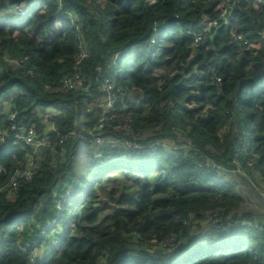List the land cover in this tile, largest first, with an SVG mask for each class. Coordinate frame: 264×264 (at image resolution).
I'll list each match as a JSON object with an SVG mask.
<instances>
[{"label": "trees", "instance_id": "16d2710c", "mask_svg": "<svg viewBox=\"0 0 264 264\" xmlns=\"http://www.w3.org/2000/svg\"><path fill=\"white\" fill-rule=\"evenodd\" d=\"M225 1L0 0V13L30 6L0 23V113L17 111L18 123L41 134V115L55 111L49 137L64 140L54 162L41 149L13 198L6 186L28 169V151L0 141V264H264V199L255 191L264 187V0L236 1L232 19L199 43L188 34L220 19ZM76 74L88 88L64 90ZM107 79L120 91L104 111L94 102ZM101 121L107 139L144 149L104 147L93 161L89 144L69 134L87 136ZM8 125L3 115L0 127ZM240 164L248 176L232 172ZM233 175L253 177L257 204L244 207L227 186ZM67 188L73 196L63 199ZM166 239L167 261L146 253L149 241ZM35 243L47 250L33 263L25 246Z\"/></svg>", "mask_w": 264, "mask_h": 264}, {"label": "built area", "instance_id": "2783aa9c", "mask_svg": "<svg viewBox=\"0 0 264 264\" xmlns=\"http://www.w3.org/2000/svg\"><path fill=\"white\" fill-rule=\"evenodd\" d=\"M236 1L239 0H226L225 2L219 3L216 7V11L220 13L221 18L217 20H209L206 19L204 23L202 24V28L199 32L195 33H188L191 36L194 37L195 43H199L203 39V35L211 32L214 29H217L220 25L221 20L230 21L232 19L231 17V9L236 3ZM261 1L258 2V7L260 8ZM30 6H20L15 5L14 7L8 9L6 12L0 13V23L5 22L9 17L13 16H24L26 15L28 8ZM261 11V9H260ZM259 11V12H260ZM168 23V21H166ZM165 23V24H166ZM163 27V24H156L154 28V36L151 39V43L155 44L157 35L160 33L161 28ZM238 40L243 42L244 45L250 46L251 49H255L258 44H255L254 40H249L244 36H239ZM260 45V44H259ZM264 47V43L262 44ZM87 54L86 52H82V59L86 58ZM98 72H101V68L97 69ZM220 81V80H219ZM87 79L80 75L76 74L73 77L65 78L62 82V88L66 91L71 90H77V89H84L86 90L88 87L86 86ZM120 90L116 89L115 84L110 79H107L103 82L101 85V93L103 94L102 98L97 99L94 102V105L97 106L99 109H102L104 111H109L112 109L118 99L117 94ZM105 94V96H104ZM55 114V111L46 112L41 115V125L44 127L43 133L38 132V126L36 124L31 125H25L23 123L17 122V111L9 109L8 111L4 113H0V118L4 115L7 118L8 122V128H2L0 127V141L2 143H11L12 147L20 148L23 151H28V153L25 155L26 163L28 169L26 171L16 172L14 174L9 183L6 186V189L10 190V196L16 197L15 190L17 189L19 179L24 178L25 180H31V167L33 165V161L38 156L41 149L46 148L51 151L52 154V162L55 161L56 156L58 155V147L60 146V154L63 156V148L62 145L64 143L63 139H60L58 142H54L52 137H49L50 131H56V129L53 126L52 122V116ZM105 128L104 122L101 121V123L98 125V128L95 131H89L87 136H81L77 135L76 133L72 132L69 134V136H75V137H81L86 141L89 146L92 149V160L95 162H99L102 159V149L104 147H110L115 148L118 145H122L124 148H131L133 150L138 149H144V147H141L138 144L132 143L131 140L128 139H107L104 136L103 130ZM130 135H133V133H130ZM136 136V135H135ZM157 145H160L157 143ZM154 147L155 144H152ZM173 149V148H172ZM175 150V151H173ZM171 152L173 153H180L182 147H176ZM178 151V152H177ZM208 167H215L219 170H222L221 166H218L214 163H207ZM242 171H245L241 164L238 165L237 169L232 170L234 173L238 174H244ZM3 172V169L0 167V174ZM73 196V190L71 188L65 189L62 198L68 199ZM57 208L60 211V213L63 212L62 208V202L59 201L57 204ZM264 214V213H263ZM243 225H246L248 227H259L257 224L250 223L247 221L242 222ZM56 225L55 221H52L45 229L48 230L50 227H54ZM37 228H40V226H37ZM60 232L54 231L49 237L51 239L52 244L56 245L59 243V236ZM39 243H35L33 245L27 244L25 246L26 249L33 248V256L31 257V261L33 263H36V261L42 256L44 251L47 250L44 246L40 247L39 249L37 246ZM148 248L153 251H162V252H173L172 250V240L166 239L162 242H158L156 240H151L148 242Z\"/></svg>", "mask_w": 264, "mask_h": 264}, {"label": "rangeland", "instance_id": "374dc122", "mask_svg": "<svg viewBox=\"0 0 264 264\" xmlns=\"http://www.w3.org/2000/svg\"><path fill=\"white\" fill-rule=\"evenodd\" d=\"M97 2H98V4H100L101 6H103L104 5V0H96ZM130 55H133V53L132 54H130ZM140 61H139V59L138 58H136L135 59V64H137V63H139ZM244 174L243 175H245V176H248V170L247 171H242ZM247 174V175H246ZM234 177H233V179H235V180H233V181H228L227 182V186H230V187H233L234 189H235V191H236V193L239 195V197L240 198H242L244 201H245V205L246 206H244V207H250V206H252L254 203L255 204H257V200H256V197H255V195L253 194V189H252V183H251V179H253V177H251V175H250V178H248V179H250V180H247V181H240L239 179H238V176H235V175H233ZM263 190H264V187H262V188H258V187H256V194L257 195H259L261 198H263L264 199V192H263ZM254 191V192H255ZM264 213V211L262 212V214ZM177 264H182V261L181 260H178L177 262H176Z\"/></svg>", "mask_w": 264, "mask_h": 264}, {"label": "water", "instance_id": "95a60500", "mask_svg": "<svg viewBox=\"0 0 264 264\" xmlns=\"http://www.w3.org/2000/svg\"><path fill=\"white\" fill-rule=\"evenodd\" d=\"M146 253L151 255L152 257L161 260L167 261L170 257L173 256V252H162V251H153V250H146Z\"/></svg>", "mask_w": 264, "mask_h": 264}, {"label": "crops", "instance_id": "0c3cea01", "mask_svg": "<svg viewBox=\"0 0 264 264\" xmlns=\"http://www.w3.org/2000/svg\"><path fill=\"white\" fill-rule=\"evenodd\" d=\"M261 213H262V212H261ZM261 213H260V214H261Z\"/></svg>", "mask_w": 264, "mask_h": 264}]
</instances>
